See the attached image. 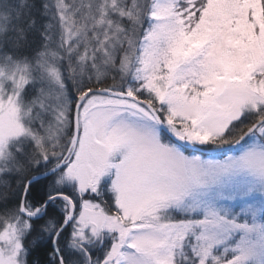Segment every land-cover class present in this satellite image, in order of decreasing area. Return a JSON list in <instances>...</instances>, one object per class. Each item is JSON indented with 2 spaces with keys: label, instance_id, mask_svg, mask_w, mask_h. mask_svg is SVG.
<instances>
[{
  "label": "snow or ice",
  "instance_id": "6c2138e0",
  "mask_svg": "<svg viewBox=\"0 0 264 264\" xmlns=\"http://www.w3.org/2000/svg\"><path fill=\"white\" fill-rule=\"evenodd\" d=\"M0 264H264V0H0Z\"/></svg>",
  "mask_w": 264,
  "mask_h": 264
}]
</instances>
